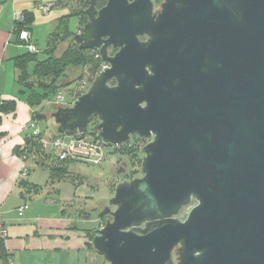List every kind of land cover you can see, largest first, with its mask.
Wrapping results in <instances>:
<instances>
[{"label":"water","instance_id":"obj_1","mask_svg":"<svg viewBox=\"0 0 264 264\" xmlns=\"http://www.w3.org/2000/svg\"><path fill=\"white\" fill-rule=\"evenodd\" d=\"M98 1L74 41L108 67L50 115L61 136L97 119L113 148L148 143L93 248L106 264H264V0Z\"/></svg>","mask_w":264,"mask_h":264},{"label":"crops","instance_id":"obj_2","mask_svg":"<svg viewBox=\"0 0 264 264\" xmlns=\"http://www.w3.org/2000/svg\"><path fill=\"white\" fill-rule=\"evenodd\" d=\"M48 6L49 10H45ZM68 11L57 0H0V98L17 104L16 111L3 115L0 123V218L6 249L12 255L11 264H101L102 256L88 247L85 233L76 229V226L81 228L80 221L66 216L65 203L74 204L77 200L48 192L53 194V199L58 197L62 209L44 213L31 209L34 194L23 197L16 193L19 183L16 148L24 145L25 133L33 123L32 113L36 111L26 103L17 82L19 72L14 59L28 49L17 42L16 22L18 17L23 21L25 13L31 14L32 38L39 25L47 29L49 36ZM23 207L25 210L21 211ZM0 264H3L1 260Z\"/></svg>","mask_w":264,"mask_h":264},{"label":"rangeland","instance_id":"obj_3","mask_svg":"<svg viewBox=\"0 0 264 264\" xmlns=\"http://www.w3.org/2000/svg\"><path fill=\"white\" fill-rule=\"evenodd\" d=\"M74 3L77 5V2ZM161 3V1L155 2V11L161 9ZM70 29L77 33H80L82 31L83 27H78V21L76 17L71 18ZM46 31L47 29L44 26L39 25L38 27H36L34 36L32 38L33 43L35 42L34 44H37L36 46L38 48V56L40 60L45 58L44 51L47 48L48 41V35ZM65 46L66 45L64 44L63 48H65ZM25 47L27 48V44L25 45ZM103 66L108 67V65L105 64ZM79 74H81V69H75L74 72L71 73L72 76L68 80L64 79L62 81L63 85L69 83L72 79L77 78ZM99 74L97 73L94 76H89L86 73L85 77L79 80V83L76 82L64 87V89L60 90L59 93L54 98H52V100L45 101L43 105L35 108L36 111H40V113L44 115L42 120H39L38 122L34 121L32 123V125H36V127L44 133L42 138L49 139V137H51L53 133H57V125L53 116H51L50 114L54 113L59 106H72L78 99L75 97V91L80 90L83 94L86 93ZM60 93L62 94V96H64V103L58 105L57 96ZM95 122L97 125V120H94L91 124H94ZM28 130L32 131L30 127H28ZM27 132L28 131H26L25 135L27 134ZM92 135L94 134L92 133ZM147 143L148 140H144L139 144L140 153L142 154L140 156V159L138 157L133 158L135 154H130L126 150H111L110 146H108L110 151L108 149L105 160L100 165L87 164L83 163V161L73 162L68 160L66 162L70 163L68 165L69 171L66 176L63 178L61 177V180L59 181H57V178L55 177L50 178V167L55 166V164H60L58 161L54 160V158L51 159V161L56 162L48 161L44 166L36 165L35 159L33 158L25 159L16 155L19 160L17 178L19 179V182L21 180L29 179L31 183L39 186V194L35 195L32 202L30 203L31 209H34L37 212L43 211L44 213H47L61 211L62 207L57 202L59 200L57 199L58 197L53 199V194L49 193L58 192L59 195L61 194L66 198L73 197L75 201L77 200V202L74 204H71L72 202L65 203L64 208L66 209V216L70 219L72 218L71 220L80 221L78 222L80 223L78 225L82 229H89V231L92 229L91 233L95 234L96 232L94 231L103 227L107 223V221L110 220L107 218H103V220H101L102 218L97 219V217L98 214L101 213L106 206H108L110 199L115 194L117 185L123 181H132L133 179L142 176L141 166L144 157L142 148ZM46 153H48V151ZM50 154L54 156L53 153ZM21 172L22 175L20 177ZM16 186V193L18 195L21 194V191L24 192L26 190L24 187H21L18 184ZM46 198H50L53 201L46 200ZM189 210L190 208L182 211L179 215V218L182 220L185 219ZM82 212H90V216L92 219H85L81 215ZM2 226L4 228L3 222ZM84 233L86 235V238L88 239L87 245L88 247H90L89 244H91L93 240L90 241V237L86 234L85 231ZM99 259L101 264L105 263V261L103 262L102 258Z\"/></svg>","mask_w":264,"mask_h":264},{"label":"trees","instance_id":"obj_4","mask_svg":"<svg viewBox=\"0 0 264 264\" xmlns=\"http://www.w3.org/2000/svg\"><path fill=\"white\" fill-rule=\"evenodd\" d=\"M74 2H77V5ZM106 3L107 0H99L97 2V8L100 9L104 7ZM57 4L67 7L69 9V14L62 16L58 20L55 30L49 34L47 48L44 51L45 58L40 60L38 52L30 53L28 51L14 59L15 67L19 72L17 82L21 87V93L24 94L26 103L32 109L40 107L45 101L52 100V98H54L60 90L64 89V87L76 82L79 83V80L83 79L86 73L89 76H94L97 73L99 74L104 65L99 51L81 50L79 48L74 41V36L77 32L70 29L72 17L77 18L79 28L84 27L88 23L89 17L86 14V9L88 8L87 0H57ZM32 22L33 17L28 13L24 14L23 21L16 22L15 35L17 36L18 43L26 45V43L20 39V33L23 30H28L31 33ZM64 44L66 45L65 48H63ZM75 69H81V74H79L77 78L72 79L69 83L63 85L62 81L64 79L68 80ZM81 95H83L82 91H75L76 98H79ZM16 105V101L14 100L0 98V123L2 122L3 115L16 111ZM43 117L44 115L40 113V111L32 113L33 122H38L42 120ZM95 127L96 122L90 125L89 132L98 137L99 133ZM27 131L24 145L16 148L17 155L25 159L33 158L35 159L36 165L44 166L46 162L54 158V160L58 161L60 164H55V166L50 167V178L55 177L57 181H59L61 177H65L69 171L68 165L70 163L66 161L60 162L49 152L46 153L47 151L43 149L41 143L42 136L44 135L42 131L39 130L38 135H34L31 130ZM58 136L61 135L55 132L49 139H54ZM141 141H144V139L133 137L129 143H125L114 150H126L130 154H135L133 158L138 157L140 159L142 154L140 153L139 144ZM18 185L26 189L24 192L21 191V196L23 197L32 195V193L34 195L39 194V186L31 183L28 179L21 180ZM90 214V212L81 213V215L88 220L92 219ZM103 218L112 219L110 216ZM103 218L101 220H103ZM97 219L99 218L97 217ZM76 229L83 232L85 231L90 237V241L95 237V234L91 233L92 229L89 231V229H81L78 226H76ZM5 241L6 235L3 234L0 229V260L3 264H11L12 255L6 249ZM89 246L93 248L92 243L89 244Z\"/></svg>","mask_w":264,"mask_h":264},{"label":"built area","instance_id":"obj_5","mask_svg":"<svg viewBox=\"0 0 264 264\" xmlns=\"http://www.w3.org/2000/svg\"><path fill=\"white\" fill-rule=\"evenodd\" d=\"M49 7H45V10H49ZM20 17H18V21ZM20 39L27 44L28 51L30 53H37L38 48L32 41L31 33L28 30H23L20 33ZM106 65V64H105ZM107 68V66H103L102 70ZM57 103L61 105L64 103V96L60 93L57 96ZM30 128L34 135L39 134V129L36 125H31ZM28 130V129H27ZM88 132V133H87ZM85 133H78L72 137L67 136H58L54 139L42 138L41 143L43 149L48 151L49 153H53L55 158L60 161H83V163L92 164V165H100L105 160L106 153L108 151V146L105 144L102 139L92 135L91 132L87 131ZM111 150H114L112 146H110ZM109 149V151H110ZM22 172L20 174V177ZM25 210L23 207L21 211ZM2 219L0 218V229L3 234H5V230L2 226Z\"/></svg>","mask_w":264,"mask_h":264},{"label":"flooded vegetation","instance_id":"obj_6","mask_svg":"<svg viewBox=\"0 0 264 264\" xmlns=\"http://www.w3.org/2000/svg\"><path fill=\"white\" fill-rule=\"evenodd\" d=\"M162 2V1H161ZM99 9V8H98ZM142 41H146L148 40V37L144 36L141 38ZM119 49H114L112 46H110L108 48V51H109V55L110 56H114L117 52H118ZM94 51H97V50H94ZM112 210H114V208H112ZM109 216V215H108ZM106 217V216H105ZM106 264V263H105Z\"/></svg>","mask_w":264,"mask_h":264}]
</instances>
